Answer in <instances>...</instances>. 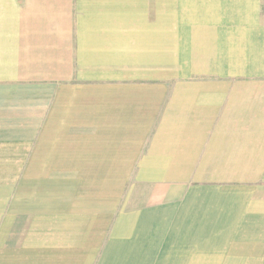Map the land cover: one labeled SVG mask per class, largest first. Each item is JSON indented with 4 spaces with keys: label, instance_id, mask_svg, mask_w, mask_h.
<instances>
[{
    "label": "crops",
    "instance_id": "0c3cea01",
    "mask_svg": "<svg viewBox=\"0 0 264 264\" xmlns=\"http://www.w3.org/2000/svg\"><path fill=\"white\" fill-rule=\"evenodd\" d=\"M0 264H264V0H0Z\"/></svg>",
    "mask_w": 264,
    "mask_h": 264
}]
</instances>
